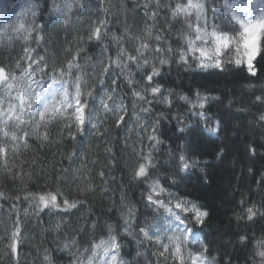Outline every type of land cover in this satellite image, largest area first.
<instances>
[{
  "label": "snow or ice",
  "instance_id": "obj_1",
  "mask_svg": "<svg viewBox=\"0 0 264 264\" xmlns=\"http://www.w3.org/2000/svg\"><path fill=\"white\" fill-rule=\"evenodd\" d=\"M107 3L108 0H44L42 5L40 0H24L19 4V11H14L16 4H0V42L23 38L26 45L15 71L0 65L2 167L15 177L17 172L8 168L9 153L15 158L23 149H28L33 140L41 144L50 142L49 128L53 125L62 123L68 129L67 136L75 141L73 128L82 137L86 135L87 127L103 135L97 123H93V120L99 122L97 112L100 110L115 117L117 128L123 125L128 129L129 121L140 124L143 119L145 123L140 124L141 133L151 129V134L147 136L149 148L145 151L140 147L132 179L145 187L142 198L148 211L143 222L139 223L129 209L123 227L125 238L130 236L136 243L137 247L132 250L135 255L131 260L121 255L120 233L112 225L98 228V224L92 222L77 230L83 234L82 237L74 235L72 240L63 244L70 264H142L140 258L145 256V252L140 249L146 244L155 249L147 253L157 257L155 264H164L168 260L172 264H215L214 259L208 258L207 246L200 236L210 217L209 211L186 196L170 192L161 182V168L171 171L169 179L174 185L176 176L191 174L200 161L192 154L194 149L186 132L188 124L184 117L179 116L172 133L184 142L177 144L175 151H168L167 161H161L154 155L164 144L159 128L161 120H168V117L161 114L160 118H153V101L171 107L173 96L171 90L163 91L156 80L161 77V69L166 65L171 67L172 62L185 68L194 63L201 70L215 69L220 72L225 70L226 65H231L256 77L259 72L257 65L264 62V0H168L166 6L171 16L183 19L185 25L175 41L178 45L175 49L166 35L171 29L154 28L160 0L143 5L147 19L139 35L125 32L122 36L112 35L111 38ZM41 11L47 13L52 24L66 25L73 24V17L79 23L77 13L96 11L101 14L88 27L87 40L95 41L101 49L91 72L84 67L86 53L82 56L83 49L73 51L70 47L66 48L69 58L60 65H49L43 54L46 50L41 47L44 24L36 23ZM33 40L35 47L28 46ZM125 43L131 51L124 46ZM112 44L116 45L114 51L110 50ZM133 69L139 71V81L132 79ZM122 84L133 98L131 109L120 96ZM179 99L189 106L192 115L207 122L206 104L209 99L217 98L197 91L194 97L181 95ZM255 101L264 105V95L256 96ZM258 121L264 124V113L258 116ZM205 128L209 134L216 135L220 123L216 121L212 127L205 123ZM249 152L255 155L256 149L250 147ZM73 157L80 158V154L73 151L68 159L71 161ZM19 174L24 175L22 170ZM99 175L103 179L105 173L100 171ZM21 201L27 202L38 217L40 213L68 214L86 206V201L69 199L59 188L25 192L14 197L0 191V202L10 205L7 220L11 223L0 220V225H4L0 230L5 233L6 252L12 264H21V248L25 239L17 206ZM2 207L0 203V210ZM24 215H28L27 209ZM258 216L264 217V211L253 205L237 219L253 221ZM61 227L62 223H57L54 229L59 231ZM105 228L104 236L99 235ZM239 241L252 244L250 264H264V236L257 239L240 235ZM193 244H199L200 250L191 251L189 245ZM44 260L46 264H54L48 255Z\"/></svg>",
  "mask_w": 264,
  "mask_h": 264
},
{
  "label": "trees",
  "instance_id": "obj_2",
  "mask_svg": "<svg viewBox=\"0 0 264 264\" xmlns=\"http://www.w3.org/2000/svg\"><path fill=\"white\" fill-rule=\"evenodd\" d=\"M5 2L16 4L14 11H19V4L24 0H0V4ZM146 2L151 4L152 0H108L105 7L109 10V37H119L125 32L139 35L147 19L143 13ZM167 2L160 0L159 9H153L157 11L154 28L171 29L166 35L175 49L178 47L175 41L185 25L183 19L171 16ZM40 3L43 5L44 0H40ZM77 15L80 17L79 23L73 17V24H52L47 13L41 11L36 18L37 24H44L41 47L46 50L43 54L50 66L60 65L69 58L66 48L70 47L73 51L83 49L82 56L86 53L84 67L91 72L101 49L95 41L87 40L88 27L101 14L93 11ZM28 19L31 20V17ZM25 46L23 38L0 42V65L15 71L17 61L24 55ZM28 46L35 47V41ZM124 46L131 51L127 43ZM115 47L112 44L110 50L114 51ZM257 67L258 75L251 77L231 65H226L225 70L220 72L215 69L201 70L194 63L185 68L172 62L171 67L166 65L161 69V77L156 80L163 91L171 90L173 96L171 107L153 101V118L158 119L161 114L168 117V120H161L159 128L164 144L154 155L161 161H167L168 151H175L177 144L184 142L172 133L176 117L179 116L184 117L188 124L186 132L194 149L192 154L200 161L191 174L176 176L174 185L169 179L171 171L161 168V182L170 192L186 196L209 211L210 217L200 236L207 246L208 258L214 259L215 264H250L252 244L241 243L239 236L257 239L264 236V217L258 216L253 221L237 219L244 216L249 206L254 205L264 211V124L258 121V116L264 113V105L255 101L256 96L264 95V62ZM132 79L140 80L138 70L133 69ZM106 83L110 84V81ZM119 91L124 103L131 109L133 98L129 90L122 84ZM197 91L217 98L209 99L206 104L204 111L209 117L207 122L192 115L189 106L179 99L181 95L194 97ZM97 117L99 122L93 120V123H97L103 135L87 127L86 135L82 137L73 128L76 140L72 141L67 136L68 129L61 123L49 128L50 142L41 144L33 140L29 148L23 149L15 158L10 152L8 168L17 172L15 177L4 171L3 161L0 160V191L8 197L59 188L69 199L86 201V206L79 211L72 210L60 215L55 212L40 213L39 217L27 202H19L17 206L25 237L21 264H46L45 255L54 264H70L68 251L63 244L72 240L74 235L82 237L83 234L77 230L92 222H96L98 228L112 225L120 233L121 255L127 260L135 255L132 250L137 247L136 243L130 236L125 238L123 227L129 209L139 223L143 222L148 211L142 198L146 189L132 179V169L140 147L145 151L149 148L147 136L151 134V129L141 133L140 124L145 123L143 119L140 124L129 121L128 129L123 125L117 128L115 117L105 114L103 110L97 112ZM216 121H219L220 129L216 135H211L206 131L205 123L212 127ZM250 147L256 149L255 155L249 152ZM73 151L80 154V158L73 157L70 161L68 156ZM21 170L24 175L19 174ZM100 171L105 173L103 179ZM0 203L3 204L0 220L10 224L7 220L10 205ZM25 209L27 216L24 215ZM57 223H62L59 231L54 229ZM3 227L0 225V229ZM106 231L105 228L99 235L104 236ZM4 235V231L0 230V264H12L6 252ZM189 248L197 252L200 245H189ZM140 250L145 252V256L140 258L142 264H155L157 257L147 254L155 251L151 245L146 244ZM164 264L172 262L168 260Z\"/></svg>",
  "mask_w": 264,
  "mask_h": 264
}]
</instances>
